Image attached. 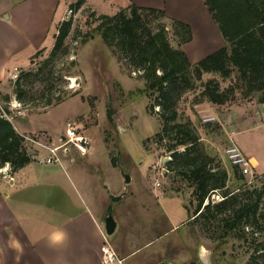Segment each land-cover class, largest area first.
Returning <instances> with one entry per match:
<instances>
[{
	"label": "rangeland",
	"instance_id": "rangeland-1",
	"mask_svg": "<svg viewBox=\"0 0 264 264\" xmlns=\"http://www.w3.org/2000/svg\"><path fill=\"white\" fill-rule=\"evenodd\" d=\"M78 1L27 0L18 3L0 0V66L10 60V68L16 64V69L28 65L0 85V109L9 111L6 117L19 128H38L40 131L30 136L53 145L59 144L68 124L84 126L92 141L90 154L82 157L71 153L63 156V160L74 164L75 175L80 181L91 183L90 193L100 202L97 205L100 215L112 209L124 234L125 252L140 247L131 263L264 264V258L251 259L256 247L264 241L263 220L245 227L241 238L234 234L224 236L221 231V219L228 212L216 215L212 223L193 220L198 203L195 188L183 179L180 164L172 166L171 154L156 138L163 128V121L156 113L160 110L156 106V95L146 91L142 72L103 41L98 26L100 16L104 14L92 11L85 2L75 10ZM70 20L72 28L65 47L52 59L58 28L63 21ZM159 23L166 26L170 44L178 47L179 38L174 33L172 21L160 17L154 20L153 27L156 29ZM7 30H10L11 39L3 36ZM46 61L49 63L45 69L49 71L44 69L35 78L26 76L37 73ZM212 78L224 88L236 83L237 73L227 81L218 75L206 74L203 81ZM17 80L28 91L22 100L15 94ZM200 93V83L196 82V87L183 94L176 106L177 122L189 123L200 137L192 156L213 158L211 167L219 166L228 171L227 186L231 190L252 191V198H259V213H263L264 173L255 172L253 177L237 180L225 155L230 134L234 132L232 138L237 146L242 149L245 146L253 151L250 154L264 159V104L258 102L259 94L246 99L239 90L234 102L213 106L200 101ZM6 95L10 96L9 102L4 100ZM58 98L60 102H57ZM151 105H155L153 114L149 111ZM204 115L214 116L216 121L206 122ZM26 147L34 154L39 150L35 151L36 146ZM180 151L184 152L183 149ZM115 159L117 164H114ZM34 167L45 175L50 174V169L62 171L68 183L64 195L86 198L87 193L78 179L68 176L59 165L45 166L36 160ZM67 173H70L69 169ZM125 175L130 177L129 183H126ZM3 177L6 180H0V197L14 195L8 169H0V178ZM51 181L55 187L47 186L48 181H45L36 189L43 194H46L44 189L60 191L65 182L62 176ZM158 182L160 186H157ZM119 195H123L120 201L111 200V196ZM222 199L221 192L212 193L204 206ZM4 254L0 252V261Z\"/></svg>",
	"mask_w": 264,
	"mask_h": 264
},
{
	"label": "trees",
	"instance_id": "trees-1",
	"mask_svg": "<svg viewBox=\"0 0 264 264\" xmlns=\"http://www.w3.org/2000/svg\"><path fill=\"white\" fill-rule=\"evenodd\" d=\"M84 2L85 0H79L74 9L79 10ZM204 2L218 26L225 46L194 64L181 48L192 39L188 25L172 20L174 33L179 38L178 47L170 44L164 24L159 23L156 29L153 27L155 19L167 18L163 10L132 4L113 16L101 15L98 30L109 48L120 52L123 58L128 59L129 65H134L142 72L146 91L150 95H156L155 105L160 107L156 113L163 121V128L156 138L165 151L171 154L172 166L180 164L182 169L179 171L183 179L195 188L194 196L198 203L193 220L212 223L216 220V215L228 212L221 219V231L224 236L234 234L241 238L245 227L264 221V212L259 213V198L254 200L253 192L242 191V188L231 190L227 186L228 171L219 166L216 169L211 167L213 158L206 156L199 159L192 156L200 137L189 123L177 122L176 106L183 94L196 87V82L201 86L200 101L213 106H225L234 102L239 90L246 99L259 94L258 102L264 104V0ZM71 28V20L60 24L51 51L52 59L64 49ZM48 63L46 61L37 73H27L26 76H39ZM234 73H237L236 83L224 88L216 78L203 81L206 74H215L227 81L233 78ZM27 93L17 80L15 94L18 100H22ZM1 98L0 94V100ZM4 100L9 102L10 96L6 95ZM60 100L58 98L57 102ZM155 105L149 108L151 114L154 113ZM9 113L0 109V169L9 165L11 171L16 172L36 162V153L28 151L24 136L17 132L6 117ZM182 149L184 152L181 153ZM114 164H117V159ZM231 166L236 179L244 180L245 176L235 166ZM168 168L171 170V167ZM217 192H221L223 199L204 206L205 200ZM109 212L112 209H108L107 213ZM191 218L190 216L189 219ZM256 258H264V241L251 256L252 261Z\"/></svg>",
	"mask_w": 264,
	"mask_h": 264
},
{
	"label": "crops",
	"instance_id": "crops-1",
	"mask_svg": "<svg viewBox=\"0 0 264 264\" xmlns=\"http://www.w3.org/2000/svg\"><path fill=\"white\" fill-rule=\"evenodd\" d=\"M17 1L24 3L27 0ZM132 4L163 10L170 21L176 20L188 25L192 39L181 48L193 64L225 46V41L204 0H85V5L92 11L104 15H114ZM63 17L64 15L60 22ZM9 34L10 30H7L3 36L11 39ZM11 61L0 66V85L12 78L20 68L28 66L16 69V64L15 67L10 68ZM12 106L15 108L13 104ZM12 124L23 136L40 131L38 128H19L15 122ZM240 150L253 160L256 166L255 172L263 174L264 159L250 154L253 151L245 146ZM37 152L41 156L45 155L42 150ZM34 163L16 172L11 171L10 167L4 168V170L8 169L9 183L11 188H15V193L0 197V252L6 253L0 264H105L102 251L105 239L110 244L113 243L111 246L123 260L122 264H133L131 263L133 257L140 247L125 252L124 234L120 231V223L115 216L116 230L112 236L106 234L105 219L108 213L104 214L105 216L100 215L97 206L100 202L95 201L93 194L90 193L91 183L79 180L75 175L74 164L66 160H63L62 165L39 163L45 166L59 165L68 176L76 177L87 193L85 199L64 195L65 184L68 183L62 171L50 169V174L47 172L49 175L41 174L40 169H35ZM67 169L70 173H67ZM60 176L65 180L62 182L63 186L59 183L62 186L60 191L44 189L46 194H43L40 189H36L45 181H48L47 186L53 187L51 180ZM0 180L6 179L3 177ZM54 183L59 185L58 182ZM57 192H62L63 195L56 196Z\"/></svg>",
	"mask_w": 264,
	"mask_h": 264
},
{
	"label": "built area",
	"instance_id": "built-area-1",
	"mask_svg": "<svg viewBox=\"0 0 264 264\" xmlns=\"http://www.w3.org/2000/svg\"><path fill=\"white\" fill-rule=\"evenodd\" d=\"M204 121L212 122L216 121V117L211 115H204ZM235 133L232 132V135ZM232 135L230 136V145L225 149V155L229 162L235 166L245 177H253L255 174V164L253 160L246 156L240 148L234 143ZM59 139L58 145L47 143L46 141L37 138L36 136L24 135L25 143L28 146H36V150H42L45 152L44 156L39 155L37 152L34 155L35 160L43 164H59L63 163V156H69L71 153H76L82 157L90 154L92 141L86 134L84 126L80 124H68L65 134ZM167 171V169H166ZM160 186V183H157ZM103 260L105 264H122L123 260L120 259L108 242L105 239V245L102 248Z\"/></svg>",
	"mask_w": 264,
	"mask_h": 264
},
{
	"label": "water",
	"instance_id": "water-1",
	"mask_svg": "<svg viewBox=\"0 0 264 264\" xmlns=\"http://www.w3.org/2000/svg\"><path fill=\"white\" fill-rule=\"evenodd\" d=\"M62 139H64V136H62ZM125 181L126 183L130 182V177L128 175H125ZM123 198V195L119 196H111V200L113 202H118ZM117 227V221L113 216L112 212H109L106 219H105V232L108 236H112L116 230Z\"/></svg>",
	"mask_w": 264,
	"mask_h": 264
}]
</instances>
